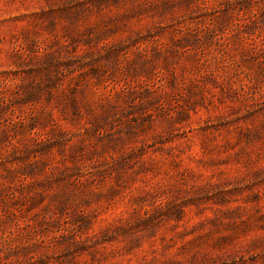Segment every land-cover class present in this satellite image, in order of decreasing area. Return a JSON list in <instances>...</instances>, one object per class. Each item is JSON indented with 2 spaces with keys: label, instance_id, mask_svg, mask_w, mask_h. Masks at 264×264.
Segmentation results:
<instances>
[{
  "label": "rangeland",
  "instance_id": "1",
  "mask_svg": "<svg viewBox=\"0 0 264 264\" xmlns=\"http://www.w3.org/2000/svg\"><path fill=\"white\" fill-rule=\"evenodd\" d=\"M0 264H264V0H0Z\"/></svg>",
  "mask_w": 264,
  "mask_h": 264
}]
</instances>
